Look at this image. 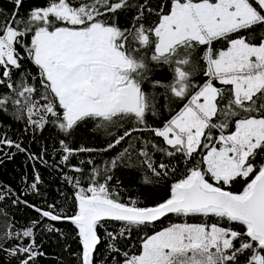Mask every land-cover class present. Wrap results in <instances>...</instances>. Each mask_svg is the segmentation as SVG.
Listing matches in <instances>:
<instances>
[{
  "label": "snow or ice",
  "instance_id": "6c2138e0",
  "mask_svg": "<svg viewBox=\"0 0 264 264\" xmlns=\"http://www.w3.org/2000/svg\"><path fill=\"white\" fill-rule=\"evenodd\" d=\"M0 264H264V0H0Z\"/></svg>",
  "mask_w": 264,
  "mask_h": 264
}]
</instances>
